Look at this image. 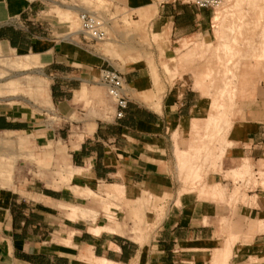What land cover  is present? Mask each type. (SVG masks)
I'll return each mask as SVG.
<instances>
[{
	"label": "crops",
	"instance_id": "crops-1",
	"mask_svg": "<svg viewBox=\"0 0 264 264\" xmlns=\"http://www.w3.org/2000/svg\"><path fill=\"white\" fill-rule=\"evenodd\" d=\"M126 1L120 4L121 8L138 18V22L152 36L156 35L167 52L174 39H189L187 44L194 45L197 43L195 40L206 41L211 36L214 18L211 9H199L180 0ZM36 11L37 0H0V53H29L40 66L49 67L53 78L49 103L54 107L55 115H78L83 106L82 99L89 97L91 92L88 82L95 77L90 69L95 65L96 58L81 45L60 43L40 36L35 23ZM100 66L101 69L118 71L105 58L101 59ZM125 79L130 82L127 85L137 81L131 75L125 76ZM246 101L250 103L253 100H241ZM101 102L105 112L100 118L87 120L84 130L70 138L66 146L54 148L52 152L57 157L54 158L53 154V159L59 161L61 172L68 181L81 180L82 186L70 184L74 192L75 188L90 190L89 185L108 182L100 191L113 192L119 188L124 193L123 183L139 185L140 180L147 185L152 181L154 194L166 190V194L171 195L168 207L150 244L143 247L132 241L130 235L128 238L118 233L116 227H89L82 221L68 226V237L61 240L54 237L58 223L53 207L57 203L68 207L67 216L75 219L72 205L77 196L68 187L49 186V176L39 177L37 166L26 159L32 154L40 155L38 153L53 142L63 141L69 135L52 119L27 118L19 112H11L0 115V125H10V128L0 129V133L14 139L17 145L28 144L32 150H19L9 145L7 158L16 157L19 166L14 170L12 181L3 180L0 183V264H79V259L82 264H102L104 260L115 264H209L216 252L227 245V234L222 233V221L227 218L233 221L232 229L237 222L241 223V233L236 234L238 240L231 248L230 264H264L262 193L249 195L246 203L237 205L234 214L228 205L220 201L200 199L195 195L175 196L166 179L161 174H155V164H159L160 173L167 170L164 157L170 149L171 130L178 126L174 133V150L176 145L182 150L193 139L195 127L207 120L200 102L192 100V94L169 97L159 105L152 98H147L146 102L131 101L122 119L116 118L113 106ZM262 102L256 101L255 104L259 106ZM113 108L114 118L103 120L107 118L106 111ZM52 114L50 112L49 115ZM185 125L190 126V136H183L180 131ZM248 130L239 121L235 122L230 132L244 136ZM250 134H253L249 140L251 146L264 145V129L260 131L256 126ZM245 163L253 169L251 159L246 158L228 173L242 172ZM75 172L81 176L77 177ZM30 173L37 176L32 178ZM159 180L163 181L156 184ZM183 183L179 195L189 187L198 189L195 191L199 195L215 198L202 193V184ZM219 185L228 190L231 183L224 179L207 181V187L212 191L215 186L221 189ZM233 194L230 202L237 200ZM132 208L136 210L134 206ZM74 209L82 215L87 214L76 218L80 220L96 221L99 215L97 210L84 206ZM136 211L139 215L138 209ZM57 240L73 252L76 249L79 259L72 253L59 251Z\"/></svg>",
	"mask_w": 264,
	"mask_h": 264
},
{
	"label": "rangeland",
	"instance_id": "rangeland-1",
	"mask_svg": "<svg viewBox=\"0 0 264 264\" xmlns=\"http://www.w3.org/2000/svg\"><path fill=\"white\" fill-rule=\"evenodd\" d=\"M231 1L224 0L220 6L212 9L213 16L218 15L219 20L214 21L213 18L212 33L206 41L192 39L197 41L193 45L187 44L186 40L189 39L177 38L167 52L156 35L152 36L138 22V18L121 8L120 4L127 3L126 0H37L35 23L38 25L40 36L60 43L71 42L81 45L96 58L95 65L90 69L95 77L88 82L91 92L89 97L82 99L80 114L63 117L55 115V109L49 103V93L53 83L49 67L40 66L29 53L20 51L0 53V115L19 112L21 116L27 118L35 116L40 119L49 118L55 121L58 127L64 128L69 135L63 141L53 142L48 148L40 151L38 153L40 155L32 154L26 159L28 163L37 166L40 171L38 176L44 177L47 174L50 179L47 184L53 188H70L71 183L82 186L80 179L68 181L61 172L59 161L53 159V149L66 146L70 138L84 130L87 120L100 118L105 112L101 101L107 102L116 109V98L110 95L100 82V63L101 59L105 58L123 77L131 75L133 80H137L126 87L129 103L136 100L146 102L147 98H152L159 105L169 97L178 98L184 93L192 94V100L200 102L201 111L203 116H207V120L203 125L195 127V135L188 147L179 150L176 145V151L174 150L176 141L174 133L178 130V126H175L171 130L170 149L164 157L167 170L160 173L159 164L154 165L155 174H161L162 178L166 179L164 180L167 184L173 187L175 196L195 195L200 199L220 201L223 205H228L233 213L239 203L247 202L249 195L262 193L264 196V145L251 146L249 143L253 136L250 133L256 126L260 131L264 129V0ZM82 12L96 13L104 17L107 21L106 39L97 42L84 39L80 19ZM222 18H225L224 21ZM226 44L234 45L237 49L236 52L227 55L219 68L216 67L221 71L227 70V76L219 81L212 79L205 85L202 84V73L207 67L206 59L214 54L215 49ZM195 49L197 55L189 62H183V56L189 50ZM234 75L235 80L232 79ZM225 84L229 87L222 95L220 90L226 87ZM243 98H250L253 101L241 102ZM256 101H263L262 105L257 106ZM114 108L106 111L107 118L103 120L114 118ZM50 112L54 114L51 116ZM212 118H217L215 124L210 122ZM239 121L249 129L244 136L230 132L235 122ZM180 131L184 133L183 136H190L189 125H185ZM13 140L0 133V183L3 180L12 181L14 170L19 166L16 157L7 158L9 145L19 150H32L28 144L17 145ZM186 152L188 163L187 166L183 165L184 168L179 166V158ZM55 157L57 154H54ZM246 158L251 159L253 169L249 163H245L242 166V174L234 177L228 173ZM69 166L71 167L70 163ZM193 166H197L200 170L199 177L189 180L187 174ZM75 173L77 177L81 176L78 172ZM30 176L34 178L37 174L30 173ZM221 179L231 183L228 190L224 185H219L224 193L216 186L213 187L214 191L207 187V181ZM183 180L187 184H202V193L215 198L199 195L195 191L198 189L192 190L189 187L179 195L184 186ZM161 181L163 180L157 181L156 184H161ZM138 182L139 185L123 183L124 193L119 188L113 192L100 191L108 182L89 185L90 190L75 188L74 192L70 188L77 196L72 205L75 219L67 216L68 207L60 203L55 204L53 208L58 231L54 237L59 240L68 237L70 234L68 226L76 221H82L89 227L97 225L116 227L118 233L128 238L131 236L130 239L139 245L143 247L149 245L165 216L168 198L171 195H167L166 190L154 194L151 189L154 185L152 181L148 185L141 180ZM232 194L237 200L230 202ZM82 206L99 212L96 221L76 219L87 215L74 211V208L81 209ZM133 206L138 209L139 215L132 208ZM230 219L222 221V233L227 234V245L216 254L214 252L215 256L209 264H230L232 245L238 240L236 234L241 233V223L237 222L232 229L233 221ZM59 240H57L59 251L72 253L78 258L76 249L74 252L71 251ZM78 262L82 264L80 259Z\"/></svg>",
	"mask_w": 264,
	"mask_h": 264
},
{
	"label": "built area",
	"instance_id": "built-area-1",
	"mask_svg": "<svg viewBox=\"0 0 264 264\" xmlns=\"http://www.w3.org/2000/svg\"><path fill=\"white\" fill-rule=\"evenodd\" d=\"M182 2L195 5L199 9H215L220 6L224 0H180ZM82 21V35L84 39L90 41H102L106 39L107 21L104 17L96 13L82 12L80 14ZM100 82L108 90L109 94L116 98V118L122 119L129 105V94L127 92V81L123 75L109 68L101 69Z\"/></svg>",
	"mask_w": 264,
	"mask_h": 264
},
{
	"label": "bare ground",
	"instance_id": "bare-ground-1",
	"mask_svg": "<svg viewBox=\"0 0 264 264\" xmlns=\"http://www.w3.org/2000/svg\"><path fill=\"white\" fill-rule=\"evenodd\" d=\"M230 2H232L231 0H230ZM241 2H243L242 0H241ZM254 2H256V1H254ZM238 4V3H237ZM240 5V4H239ZM230 6V5H229ZM250 6V5H249ZM238 10H240L239 8H238ZM236 12V11H235ZM234 12V13H235ZM242 12V11H241ZM237 13V12H236ZM222 14V13H221ZM229 14V13H228ZM228 14H226V15H228ZM262 15V14H261ZM235 16V15H234ZM245 18V17H244ZM223 19H225V18H222V20ZM234 19V18H233ZM219 20V17H218V15L217 16H215L214 17V21H218ZM221 20V21H222ZM224 21V20H223ZM237 25H238V23H237ZM223 26V25H222ZM242 26V25H241ZM233 27H236V25H233ZM230 30H232V29H229V31ZM238 31H240V28H239V30ZM233 32H234V29H233ZM234 34V33H233ZM232 34V35H233ZM241 34V33H240ZM238 35H239V32H238ZM240 36V35H239ZM232 37V36H231ZM220 39H221V37H220ZM231 39V38H230ZM223 40V39H222ZM230 41V40H229ZM235 42V41H234ZM228 43V42H227ZM236 44V43H235ZM240 48V47H239ZM204 49V48H203ZM209 49V48H208ZM241 49V48H240ZM2 50V49H1ZM242 50V49H241ZM237 51V49H236V46H234V45H228V44H226V45H224V46H222L221 48H217V49H215V52H214V54H212V55H210V56H208V59H206L207 60V67L204 69V71H203V73H202V80H201V82H202V84H206L208 81H210V80H215V81H219L221 78H223V77H226L227 75H226V73H227V70H225V71H221V70H219V69H216V67H220V65L222 64V63H224V61H225V59L227 58V55L228 54H230V53H233V52H236ZM207 52V51H206ZM201 53H203V52H201ZM197 54H196V49L195 50H189L186 54H185V56H183L184 57V59H183V62H189L190 60H192L193 58H194V56H196ZM235 55V54H234ZM264 55V54H263ZM237 56V55H236ZM239 56V55H238ZM204 57V56H203ZM234 58V57H233ZM237 58V57H236ZM264 59V58H263ZM185 60V61H184ZM262 60V59H261ZM205 61V60H204ZM206 62V61H205ZM228 66V65H227ZM234 67H235V65H234ZM230 72V71H229ZM228 74H230V73H228ZM232 75V74H231ZM234 78H236L235 77V75H234V77L232 78V79H234ZM229 80V79H228ZM231 80V79H230ZM235 80V79H234ZM233 80V81H234ZM214 81V82H215ZM228 82V81H227ZM226 85V87H222V90H220V92H221V94L223 95V93L228 89V84H225ZM231 89V88H230ZM230 91V90H229ZM233 91H235V90H233ZM219 93V92H218ZM231 93V92H230ZM229 93V94H230ZM225 94V93H224ZM230 96H231V94H230ZM229 97V96H228ZM115 98V97H114ZM211 112V111H210ZM216 121H217V118H212V120H210V122H212V124L214 123H216ZM219 125H221V123L219 124ZM226 125V124H225ZM216 126V125H215ZM207 128H208V126H206ZM206 138V137H205ZM215 139V138H214ZM207 153V152H206ZM187 156H188V154H187V152L186 153H183L182 154V156H180V158H179V166H187V163H188V158H187ZM201 159V158H200ZM205 159L207 160V157H205ZM183 166V167H184ZM244 166V165H243ZM185 168V167H184ZM199 172H200V170L198 169V167L197 166H193V167H191L190 169H189V172H188V174H187V178L189 179V180H194L195 178H197V177H199ZM246 172V171H245ZM249 172V171H248ZM238 174H242L241 173V171L240 170H238V171H234L233 173H232V175L235 177V175H238ZM247 174V173H246ZM186 179V178H185ZM195 182V181H194ZM74 211L76 212L77 211V209H74ZM238 228V227H237ZM233 237V236H232ZM239 237V236H238ZM231 238V237H230ZM229 241V240H228ZM102 264H115V263H113V262H111V261H107V260H104L103 261V263Z\"/></svg>",
	"mask_w": 264,
	"mask_h": 264
},
{
	"label": "trees",
	"instance_id": "trees-1",
	"mask_svg": "<svg viewBox=\"0 0 264 264\" xmlns=\"http://www.w3.org/2000/svg\"><path fill=\"white\" fill-rule=\"evenodd\" d=\"M4 128H10V125L9 124L0 125V129H4Z\"/></svg>",
	"mask_w": 264,
	"mask_h": 264
}]
</instances>
